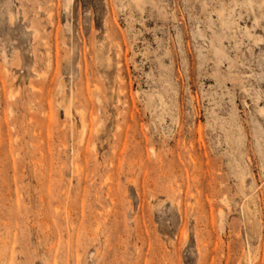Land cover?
<instances>
[{"label": "rangeland", "instance_id": "rangeland-1", "mask_svg": "<svg viewBox=\"0 0 264 264\" xmlns=\"http://www.w3.org/2000/svg\"><path fill=\"white\" fill-rule=\"evenodd\" d=\"M0 264H264V0H0Z\"/></svg>", "mask_w": 264, "mask_h": 264}]
</instances>
